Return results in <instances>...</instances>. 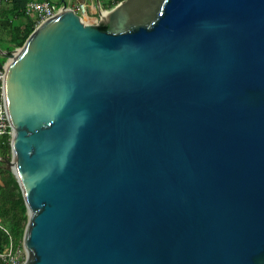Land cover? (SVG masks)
Instances as JSON below:
<instances>
[{"label": "water", "instance_id": "obj_1", "mask_svg": "<svg viewBox=\"0 0 264 264\" xmlns=\"http://www.w3.org/2000/svg\"><path fill=\"white\" fill-rule=\"evenodd\" d=\"M0 56L23 264H264V0L63 5Z\"/></svg>", "mask_w": 264, "mask_h": 264}, {"label": "trees", "instance_id": "obj_2", "mask_svg": "<svg viewBox=\"0 0 264 264\" xmlns=\"http://www.w3.org/2000/svg\"><path fill=\"white\" fill-rule=\"evenodd\" d=\"M121 1L109 0L104 7L112 9ZM38 25L39 19L34 13L26 14L24 6L15 4L13 0H4L0 7L1 49L12 51L22 47ZM10 158L11 136L5 135L0 137V254L9 249L10 238L13 240L14 247L22 246L27 224V210L21 189L14 175L6 170L3 162ZM0 264L5 262L0 260Z\"/></svg>", "mask_w": 264, "mask_h": 264}, {"label": "built area", "instance_id": "obj_3", "mask_svg": "<svg viewBox=\"0 0 264 264\" xmlns=\"http://www.w3.org/2000/svg\"><path fill=\"white\" fill-rule=\"evenodd\" d=\"M3 1L4 0H0V7L3 4ZM72 9H76L77 14H79V16L81 17L87 16V9L84 3H80L78 7ZM59 10L60 8L57 7L55 4H53L52 2H50V0L31 1L25 4L24 6V11L26 12V14L34 13L38 17L39 24L56 16ZM5 73H6V63H1L0 64V137H3L5 135H10L12 138L13 129L9 122L5 108V103H4ZM0 260L5 262V264H23L25 261V255H23L19 246L14 247L13 240L12 238H10L9 249L5 253L0 254Z\"/></svg>", "mask_w": 264, "mask_h": 264}, {"label": "crops", "instance_id": "obj_4", "mask_svg": "<svg viewBox=\"0 0 264 264\" xmlns=\"http://www.w3.org/2000/svg\"><path fill=\"white\" fill-rule=\"evenodd\" d=\"M15 4H19L21 6H25L28 2H31L30 0H13ZM53 4H55L57 7L61 8L63 5H67V7L70 8H76L79 6L80 3L85 2V0H50ZM73 3V5H71ZM87 6V17L93 18L96 17L97 12L99 9L101 10V2L98 0H86L85 2Z\"/></svg>", "mask_w": 264, "mask_h": 264}, {"label": "rangeland", "instance_id": "obj_5", "mask_svg": "<svg viewBox=\"0 0 264 264\" xmlns=\"http://www.w3.org/2000/svg\"><path fill=\"white\" fill-rule=\"evenodd\" d=\"M99 2H101V4H102V8H101V11H108V10H110V9H106L105 7H104V5L109 1V0H98ZM85 2H86V0H85ZM85 2H83L84 4H85ZM71 5H73V3H71ZM86 5V4H85ZM86 9H87V6H86ZM97 18H98V12H97V14H96V17H93V18H88V17H85V22H87V23H89V24H95L96 23V21H97ZM0 49H1V44H0ZM2 50V49H1ZM6 62V59L4 58V57H2V56H0V63H5ZM20 249H21V251H22V253H23V255H25V252H24V248H23V245H22V247L20 246Z\"/></svg>", "mask_w": 264, "mask_h": 264}, {"label": "bare ground", "instance_id": "obj_6", "mask_svg": "<svg viewBox=\"0 0 264 264\" xmlns=\"http://www.w3.org/2000/svg\"><path fill=\"white\" fill-rule=\"evenodd\" d=\"M85 17H87V16H85ZM85 17H84V22H85ZM87 23V22H86Z\"/></svg>", "mask_w": 264, "mask_h": 264}]
</instances>
